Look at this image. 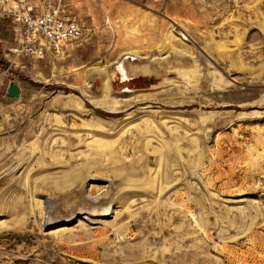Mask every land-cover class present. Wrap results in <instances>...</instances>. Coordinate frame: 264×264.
<instances>
[{
    "label": "rangeland",
    "instance_id": "1",
    "mask_svg": "<svg viewBox=\"0 0 264 264\" xmlns=\"http://www.w3.org/2000/svg\"><path fill=\"white\" fill-rule=\"evenodd\" d=\"M67 1L0 18V264H264V0Z\"/></svg>",
    "mask_w": 264,
    "mask_h": 264
},
{
    "label": "built area",
    "instance_id": "2",
    "mask_svg": "<svg viewBox=\"0 0 264 264\" xmlns=\"http://www.w3.org/2000/svg\"><path fill=\"white\" fill-rule=\"evenodd\" d=\"M0 18L16 23L15 55H54L82 32L67 0H0Z\"/></svg>",
    "mask_w": 264,
    "mask_h": 264
},
{
    "label": "water",
    "instance_id": "3",
    "mask_svg": "<svg viewBox=\"0 0 264 264\" xmlns=\"http://www.w3.org/2000/svg\"><path fill=\"white\" fill-rule=\"evenodd\" d=\"M18 92H19V87L14 81H11L7 93L13 97H16L18 95Z\"/></svg>",
    "mask_w": 264,
    "mask_h": 264
},
{
    "label": "bare ground",
    "instance_id": "4",
    "mask_svg": "<svg viewBox=\"0 0 264 264\" xmlns=\"http://www.w3.org/2000/svg\"><path fill=\"white\" fill-rule=\"evenodd\" d=\"M118 71H120L121 74L124 75V69H123V66L121 64L118 65Z\"/></svg>",
    "mask_w": 264,
    "mask_h": 264
}]
</instances>
